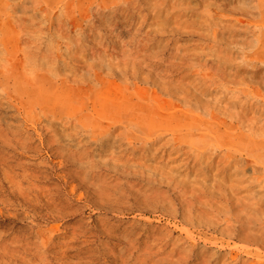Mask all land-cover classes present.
Here are the masks:
<instances>
[{
	"label": "rangeland",
	"instance_id": "obj_1",
	"mask_svg": "<svg viewBox=\"0 0 264 264\" xmlns=\"http://www.w3.org/2000/svg\"><path fill=\"white\" fill-rule=\"evenodd\" d=\"M0 264H264V0H0Z\"/></svg>",
	"mask_w": 264,
	"mask_h": 264
}]
</instances>
